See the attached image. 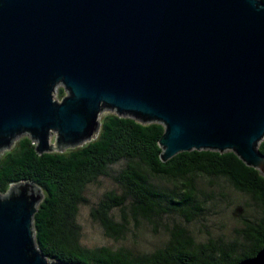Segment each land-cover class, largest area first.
Here are the masks:
<instances>
[{"label":"water","instance_id":"water-1","mask_svg":"<svg viewBox=\"0 0 264 264\" xmlns=\"http://www.w3.org/2000/svg\"><path fill=\"white\" fill-rule=\"evenodd\" d=\"M103 108L160 123L161 162L230 150L264 177V2L0 0V148L20 132L37 153L49 131L80 144ZM32 185L0 193V264H71L34 243ZM261 243L233 264H264Z\"/></svg>","mask_w":264,"mask_h":264},{"label":"trees","instance_id":"trees-1","mask_svg":"<svg viewBox=\"0 0 264 264\" xmlns=\"http://www.w3.org/2000/svg\"><path fill=\"white\" fill-rule=\"evenodd\" d=\"M162 130L158 122L108 112L99 117L95 137L72 148L37 153L35 142L22 137L0 156V193L22 181L41 190L32 215L34 243L45 257L61 262L233 264L253 256L264 233V177L230 150L192 149L161 162L157 141ZM257 149L264 155V136ZM116 163L120 167L111 173L110 166ZM98 176H109L118 188L105 191L89 209L105 235L119 238L130 222L156 224L171 214L181 215L185 224L165 225L167 238L146 253L82 245L75 222L77 206L87 201L83 189ZM199 176L222 178L252 200L251 217H242L234 236H211L207 231L199 241L186 226L203 212V200L197 197ZM152 178L168 181L171 189H162ZM113 208H118V220L110 215Z\"/></svg>","mask_w":264,"mask_h":264},{"label":"rangeland","instance_id":"rangeland-1","mask_svg":"<svg viewBox=\"0 0 264 264\" xmlns=\"http://www.w3.org/2000/svg\"><path fill=\"white\" fill-rule=\"evenodd\" d=\"M60 89L62 95L65 94L61 83H57L51 92L52 98L57 101L60 99L58 96ZM108 112L115 113L113 109L103 108L98 117ZM95 135L96 133H93L80 144H60L56 146L54 143L55 132L49 131L48 142L53 146L51 151H59L81 145L93 139ZM22 137H29V135L26 132H20L12 137L7 145L0 148V156ZM119 165V163H116L110 166L111 173L117 170L120 167ZM152 182L165 190H170L172 186L168 181L157 178H152ZM197 188V197L203 200V212L187 222L186 226L192 230L199 241L204 239L207 231L211 236L224 235L225 238H230L235 235L234 229L239 227L242 217H251L250 210L252 206L250 207V205L253 204L250 197L233 189L224 179L199 176L197 178ZM31 189L39 194L41 199V190L33 185ZM110 189H115L118 192V188L109 176H98L95 181L88 183L83 189V195L87 201L78 204L75 222L79 226V241L84 246H105L112 250L121 248L129 250L132 254L146 253L153 250L167 238V233L164 230L165 225H171L172 223L185 224L181 215L171 214L163 216L156 224L143 219H139L135 225L130 222L122 237L107 236L103 233L97 221L89 216V209L105 191ZM110 215L113 219L118 220V208H113Z\"/></svg>","mask_w":264,"mask_h":264}]
</instances>
